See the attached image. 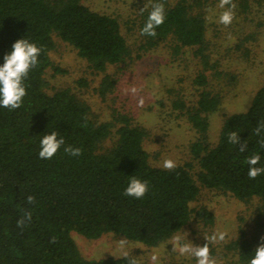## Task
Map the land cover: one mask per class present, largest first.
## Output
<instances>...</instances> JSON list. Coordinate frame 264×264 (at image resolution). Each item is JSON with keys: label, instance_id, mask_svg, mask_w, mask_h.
I'll use <instances>...</instances> for the list:
<instances>
[{"label": "trees", "instance_id": "obj_1", "mask_svg": "<svg viewBox=\"0 0 264 264\" xmlns=\"http://www.w3.org/2000/svg\"><path fill=\"white\" fill-rule=\"evenodd\" d=\"M235 1L241 10L249 7V0ZM153 2L163 4L165 20L156 28L155 37L141 35ZM197 3L150 0L138 14V48L146 52L163 42L174 53L192 48L206 67L205 21ZM54 35L71 45L97 73L130 54L118 20L90 9L81 0H0V64L17 39L26 38L41 49L38 64L24 81L27 94L21 106L12 110L0 107V264H129L130 256L84 258L70 232L88 239L112 233L155 246L192 218L212 223V214L205 207L190 206L200 187L228 192L240 201L257 198L264 203V174L250 179L246 163L247 157L259 153L257 166H264V148L259 143L264 131L259 136L254 132L264 123V84L246 110L225 117L217 142L209 147L207 115L218 107L220 96L207 86L204 72H197L194 104L190 108L182 102L174 104L185 109L197 134L190 144L197 169L192 172L191 163L186 162L167 170L148 162L142 145L145 130L128 116L118 115L115 125L101 122L70 89L44 90L43 75L50 63ZM104 83L111 84L107 78ZM51 131L63 137L65 144L51 159H41L40 138ZM231 132L247 143L244 152L229 142ZM112 133V145L101 150L100 143ZM67 145L79 147L81 154L65 153ZM130 176L148 181L143 198L123 195ZM29 195L34 197L31 204ZM25 212L31 213V219L18 227L17 220ZM235 245L236 264H248L255 242L241 235Z\"/></svg>", "mask_w": 264, "mask_h": 264}, {"label": "rangeland", "instance_id": "obj_2", "mask_svg": "<svg viewBox=\"0 0 264 264\" xmlns=\"http://www.w3.org/2000/svg\"><path fill=\"white\" fill-rule=\"evenodd\" d=\"M149 1L81 0L90 9L118 20L130 54L122 62L107 65L104 72L97 73L71 45L54 35L43 87L47 93L70 89L90 107L98 121L115 125L118 115L128 116L145 130L142 145L152 166L162 167V161L170 158L176 165L191 163L195 172L197 165L191 159L190 144L197 134L187 120L185 109L174 104L182 102L185 108L194 104L197 88L193 78L197 72H204L207 86L220 96L218 107L207 115L209 147L217 142L225 117L246 110L256 90L264 84V0H249L246 10H241L238 1L233 0L235 14L227 26L218 23L223 11L217 7L219 0H198L197 8L205 21L206 67L192 48L174 53L167 42L146 52L138 48L141 42L136 31L137 18ZM105 78L111 82L110 86L104 83ZM131 89H136L135 94ZM141 99L143 103L138 104ZM114 139L112 133L100 143V149L110 147ZM190 206L205 207L212 214V223L206 225L192 218L155 246L112 233L88 239L71 231L70 236L84 258L121 257L126 251L136 264H153V255L158 256L157 264H196L195 258L173 251L172 238L180 235L183 242L190 240L203 245L204 236L218 233H223L224 239L209 243L211 257L216 264H236L235 241L239 236L253 240L256 246L264 237V203L257 198L240 201L228 192L200 187L197 199ZM121 240L126 242L123 248L119 244Z\"/></svg>", "mask_w": 264, "mask_h": 264}, {"label": "clouds", "instance_id": "obj_3", "mask_svg": "<svg viewBox=\"0 0 264 264\" xmlns=\"http://www.w3.org/2000/svg\"><path fill=\"white\" fill-rule=\"evenodd\" d=\"M226 6H228L226 8ZM151 10L148 12L147 19L144 26L140 30L141 35L155 37L157 35L156 28L163 24L165 20V10L163 4L159 2L151 3ZM220 12L218 23L225 26L232 23L234 18V9L236 8L233 0H219L217 5ZM141 10H144L143 8ZM211 20V17H208ZM41 49L33 42L26 38L17 39L12 44V50L6 53L3 57V64H0V107L8 108L10 110L19 108L21 106L23 97L27 94L24 81L27 78L30 70L38 64V56ZM135 94L136 89H131ZM143 100H139L138 104H142ZM264 131V123L258 124L254 129L256 135H260ZM230 143L239 145V151L244 152L247 149V143L241 141L238 133L231 132L228 135ZM260 146L264 148V139L259 141ZM65 144L64 138L59 137L56 131L44 134L39 141L38 156L41 159H51ZM64 152L71 156H79L81 149L67 145L64 147ZM248 165L247 175L250 179H255L257 176L264 174V166L258 167L260 163L259 153H254L246 158ZM161 166L167 170H173L177 165L176 162L170 158H165ZM148 181L142 180L136 176H130L128 183L123 191V195L141 199L148 192ZM34 197L29 195L27 202L33 203ZM31 213L25 212L24 215L17 220V226L23 228L26 221H30ZM206 243L203 245L193 244L192 241L183 242L180 235L172 238L171 244L173 251H178L182 256H190L195 258L196 264H216L214 258L210 255L209 243L215 242L218 239L223 240L224 234L218 233L212 236H204ZM54 239V238H53ZM125 241L119 242L120 247L123 248ZM253 255L250 257L248 264H264V237H261V242L256 246ZM128 252H123V257L128 258ZM153 264H157L158 256L151 257ZM129 264H136L135 260H129Z\"/></svg>", "mask_w": 264, "mask_h": 264}]
</instances>
